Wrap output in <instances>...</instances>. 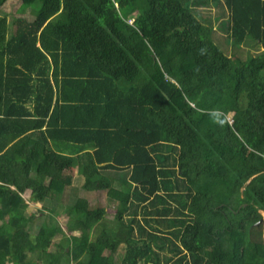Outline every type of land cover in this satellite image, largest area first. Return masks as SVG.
Listing matches in <instances>:
<instances>
[{
  "label": "trees",
  "instance_id": "16d2710c",
  "mask_svg": "<svg viewBox=\"0 0 264 264\" xmlns=\"http://www.w3.org/2000/svg\"><path fill=\"white\" fill-rule=\"evenodd\" d=\"M0 221V264H264V0H0Z\"/></svg>",
  "mask_w": 264,
  "mask_h": 264
},
{
  "label": "rangeland",
  "instance_id": "374dc122",
  "mask_svg": "<svg viewBox=\"0 0 264 264\" xmlns=\"http://www.w3.org/2000/svg\"><path fill=\"white\" fill-rule=\"evenodd\" d=\"M19 8V5L18 4H15L13 6H10L8 7V19L11 20L12 17L14 16H20V15H23L25 16L28 20H31L32 18H34V15L36 14V12L38 11V5H33L32 7L26 9V11H23L22 13L19 12L18 10ZM207 11H211L212 12V16L218 14L220 11H221V7H210V8H206V12ZM219 36L222 35V31L221 30H217V33ZM249 46L251 47H248L250 50H252L253 52H259L260 50H262V46L261 44L259 43H256V45H250L248 44ZM247 45V46H248ZM246 46V45H245ZM246 46V47H247ZM63 148V147H61ZM65 152H69V153H72L76 150H73V149H70V148H65L63 149ZM103 175L102 171L96 173L95 175V178L96 179H99L101 178ZM110 177L112 179H116L118 177V173L116 171H110ZM81 175H78L75 177V180H74V188H73V191L76 193H80L82 196L86 197L88 199V204H89V207L90 208H99V207H103L105 208V210L109 213H113L115 212V202L110 200L107 193H106V189H102V190H99V191H86V190H83V189H80V184L82 183V179L80 178ZM23 197L24 199L28 202V210L29 212H31L32 210H37L38 208H42L44 205H47L46 203V200L45 198H42L40 199L38 202H35L33 200L30 199L31 197V191L30 190H27L23 193ZM66 219H67V216L66 215H62L59 217V223L62 225V226H65V222H66ZM1 223V221H0ZM98 223L97 221L93 222L92 223V226L90 227L92 230H94V227H99L98 226ZM96 227V228H97ZM95 228V229H96ZM94 233L91 234L92 238H94V236L96 235V231L94 230L93 231ZM60 238V235H58L55 240H59ZM52 249L54 247H51ZM32 257L33 254L29 253ZM117 256V254H116Z\"/></svg>",
  "mask_w": 264,
  "mask_h": 264
},
{
  "label": "clouds",
  "instance_id": "9594fccd",
  "mask_svg": "<svg viewBox=\"0 0 264 264\" xmlns=\"http://www.w3.org/2000/svg\"><path fill=\"white\" fill-rule=\"evenodd\" d=\"M214 121L223 126L227 122L226 117H221L218 111L214 112Z\"/></svg>",
  "mask_w": 264,
  "mask_h": 264
}]
</instances>
